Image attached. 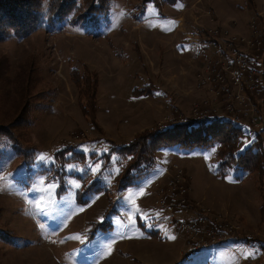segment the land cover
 I'll return each instance as SVG.
<instances>
[{
  "label": "rangeland",
  "instance_id": "rangeland-1",
  "mask_svg": "<svg viewBox=\"0 0 264 264\" xmlns=\"http://www.w3.org/2000/svg\"><path fill=\"white\" fill-rule=\"evenodd\" d=\"M52 1L32 32L0 37L9 107L27 74L33 85L25 119L0 122V264H264V174H221L214 148L169 145L121 190L116 161L134 159L114 150L206 111L237 117L242 149L251 120L264 138V91L224 66L237 48L264 73V0H107L81 22ZM218 228L239 237L201 247Z\"/></svg>",
  "mask_w": 264,
  "mask_h": 264
},
{
  "label": "trees",
  "instance_id": "trees-1",
  "mask_svg": "<svg viewBox=\"0 0 264 264\" xmlns=\"http://www.w3.org/2000/svg\"><path fill=\"white\" fill-rule=\"evenodd\" d=\"M79 2L80 0H53L49 10L60 20L71 15L73 19L81 22L83 19H94L92 18V14L103 12V9L107 5V0H82V5H79ZM0 9L2 10L0 13V37L8 30H12L13 33L18 35H27L37 27L42 16L38 0H0ZM5 17L12 20L4 19ZM48 21L52 22L53 20L49 19ZM13 82L15 83L14 78H10L5 72H0V109L3 108L0 112V122L11 123L15 118L16 121L22 122L25 119L22 114L26 112L30 93H32V77L30 74H27V78L25 79L26 85L23 87V91L18 90V94L17 92L15 93L16 99L14 98L12 101L13 107H9V101L5 96L9 95V92L13 93V91H10V88L13 89L14 87L9 86ZM259 89L261 92L264 91L263 77ZM142 91L147 90L143 88ZM263 105L264 100L260 104L261 108L257 111H261L262 113L259 112V114L264 117ZM236 118L230 114L221 116L219 112H205L197 118L184 119L163 129L158 130L156 128L151 131H143L129 141L127 145L114 147L117 156L121 155L127 160L134 159L132 162H129L126 168L125 166L123 167V171V163L119 164L121 158L116 161V164H118L116 166L118 169L116 185L122 190L137 184L138 180L150 170L149 168L154 166L153 152L169 145L190 150L196 148H214L217 160L216 169L221 174L229 169H236L241 172L256 170L260 173L259 177H261L264 174L263 133L261 130H255L251 127L255 133V137L248 146L242 149L241 145L244 138L248 136V133L243 130L241 125L236 123ZM3 129L5 128L0 126V133L5 132ZM76 154V156L79 155V153ZM144 160L147 169H137L133 175L128 173L126 169L133 168ZM171 215L174 216L172 211ZM169 216L170 214L168 213V220Z\"/></svg>",
  "mask_w": 264,
  "mask_h": 264
},
{
  "label": "built area",
  "instance_id": "built-area-1",
  "mask_svg": "<svg viewBox=\"0 0 264 264\" xmlns=\"http://www.w3.org/2000/svg\"><path fill=\"white\" fill-rule=\"evenodd\" d=\"M198 43H201V41H198ZM195 47H197V46L192 47L193 51H195ZM198 47H201V45L198 44ZM229 51H230L229 62H228V64L226 63V65H224L227 67V70L229 73V76H227L228 79L231 80L234 84L240 83L242 76L244 78L251 71L252 74H254L256 77L250 75V80H251V81H249L250 86L252 84L251 88L253 89V91L256 92V94H259V92H261V90L259 89L260 82H261V79L259 78V76H262V74H264V73H263V70H261V68H260V72H261L260 74L256 72L257 71L256 62H257V58H258L256 55L257 53H249L247 51H242V50H239L237 48H230ZM218 78L220 79V77H218ZM251 121H252V124L249 123L251 125V127L255 130L256 129L259 130V128L261 127L259 121H257V120H251ZM253 125L257 126V127H254ZM154 184H155V182H154ZM169 219L173 220V215L169 216ZM217 230L221 234V237L218 240H215V239H213L211 241L209 240L208 242H205V244H202L201 247L206 248V247H209L208 245H211V244L215 245V244L222 243L229 236L239 237L236 235L226 233L224 230H221L219 228ZM200 249H202V248H200ZM259 255L261 257H264V251H261Z\"/></svg>",
  "mask_w": 264,
  "mask_h": 264
},
{
  "label": "snow or ice",
  "instance_id": "snow-or-ice-1",
  "mask_svg": "<svg viewBox=\"0 0 264 264\" xmlns=\"http://www.w3.org/2000/svg\"><path fill=\"white\" fill-rule=\"evenodd\" d=\"M169 238H170V239H175V237H173V236H170ZM109 247H110V246H109Z\"/></svg>",
  "mask_w": 264,
  "mask_h": 264
}]
</instances>
